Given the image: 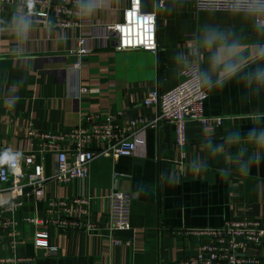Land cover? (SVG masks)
Masks as SVG:
<instances>
[{
    "label": "crops",
    "instance_id": "obj_1",
    "mask_svg": "<svg viewBox=\"0 0 264 264\" xmlns=\"http://www.w3.org/2000/svg\"><path fill=\"white\" fill-rule=\"evenodd\" d=\"M127 3L112 0L110 7L96 11L93 18L102 23L120 21ZM140 4L143 13L157 15L158 50L154 54L114 52L94 43L89 55L80 57L71 52L78 30L46 32L33 25L23 43L9 31L0 33V149L41 152L48 179L41 199H24L11 215L23 243L14 250L7 242L1 243L0 257L14 252L30 258V264H172L195 255L208 242L205 237L181 236L178 231L217 228L227 222H264V160L243 175L237 170L239 149L226 143L236 131L264 128V95L242 99L243 89L235 83L207 92L204 115L221 117L222 122L207 126L188 122L183 147L175 143L168 123L145 124L154 118L155 109L143 105L152 90L163 92L176 84L181 68L174 57L201 27L235 31L249 42L264 41V37L256 35L240 17L196 11L194 0H140ZM13 10L9 5L0 7V19L10 21ZM80 87L89 93L77 97ZM11 95L20 97L13 108L2 100ZM97 113L112 115L120 126L128 120L138 122L137 154L95 158L86 181L67 185L52 181L53 157L40 135L69 132L85 125L87 115ZM123 132L129 137L133 131ZM221 146L223 150L218 151ZM252 151L249 147L244 158ZM197 168L201 172L196 173ZM221 169L229 174H222ZM113 191L130 196V228L113 233L129 240L130 246L111 247L108 241L109 200L102 195ZM74 195L93 198L87 220L96 225V232L48 227L46 242H35L33 226L25 219L44 218L49 200ZM40 245L54 246L56 252L48 254L37 247Z\"/></svg>",
    "mask_w": 264,
    "mask_h": 264
},
{
    "label": "built area",
    "instance_id": "obj_2",
    "mask_svg": "<svg viewBox=\"0 0 264 264\" xmlns=\"http://www.w3.org/2000/svg\"><path fill=\"white\" fill-rule=\"evenodd\" d=\"M12 4L19 0H11ZM81 0H38L33 17V25L46 32L56 29L62 33L78 30L75 47L72 53L83 57L92 51V44L97 48L111 49L114 52L143 51L156 53L157 15L143 13L140 0H128L123 9L120 21L102 23L93 18L81 19L77 15V5ZM0 5H9V0H0ZM198 12H220L210 9V0H194ZM216 7H222L217 4ZM107 8V7H106ZM105 9V8H104ZM150 19V24H146ZM191 72L180 70L176 84L169 90L160 92L152 90L143 100V105L154 108V118L148 121L149 126L162 122L173 127L175 143L179 147L186 144L185 126L188 122H196L203 126L220 125L221 117H207L203 112L204 95H193L191 90ZM89 93L80 87L77 97ZM85 125H79L69 132L51 135H40L53 157L54 167L51 180L60 185L73 181H86L90 163L97 157L119 159L137 154L140 143L136 136L138 131L136 120H128L123 126L118 125L110 114H89L85 117ZM124 130H132L129 137L123 135ZM94 144L101 148H94ZM20 171L15 175L5 169L6 178L0 177V244L8 243L11 250L23 241L19 240L17 222L11 216L22 207L24 199L39 200L43 197L47 178L41 162L42 153L24 152ZM120 176V175H116ZM109 200L108 241L111 247L130 246L129 240H123L113 233H120L130 228V196L113 191L103 196ZM100 198V197H99ZM93 198L74 195L69 198L51 199L47 202L46 217H30L25 219L34 229L35 242L45 243L46 229L52 227L56 231L79 230L86 234L96 232L97 227L87 220L92 211ZM9 214L8 216H4ZM72 217L74 220H66ZM84 218L85 221L76 219ZM113 234V235H112ZM181 236L193 235L205 237L208 242L198 248L193 256L183 257L172 264H260L257 256H238L247 249L264 250V222L238 221L227 222L217 228H192L178 231ZM48 254H54V246L40 245ZM31 259L16 256L14 252L0 257V264H30Z\"/></svg>",
    "mask_w": 264,
    "mask_h": 264
},
{
    "label": "clouds",
    "instance_id": "obj_3",
    "mask_svg": "<svg viewBox=\"0 0 264 264\" xmlns=\"http://www.w3.org/2000/svg\"><path fill=\"white\" fill-rule=\"evenodd\" d=\"M38 0H19L13 7L11 19L7 23L0 19V33L9 31L20 43L26 41L33 28V17ZM112 0H81L77 5V15L81 19L90 18L96 11L110 7ZM219 4L222 7H216ZM212 11H226L248 23L252 31L264 37V0H210ZM2 7V5H0ZM206 58V61H205ZM206 62V67H201ZM174 63L191 72L193 95H204L213 90H223L235 83L243 89L242 99L264 95V41H246L235 31L205 25L186 42L185 49L174 57ZM3 103L13 108L20 100L19 95L5 97ZM226 143L239 151L237 170L247 175L253 165L264 160V128L252 126L246 132L232 133ZM254 151L244 153L248 148ZM223 150V146L217 149ZM24 154L11 147L0 149V177L6 178L5 169L12 174L20 171ZM196 173L201 172L197 168ZM220 172L228 175L227 169ZM175 179V178H174Z\"/></svg>",
    "mask_w": 264,
    "mask_h": 264
},
{
    "label": "water",
    "instance_id": "obj_4",
    "mask_svg": "<svg viewBox=\"0 0 264 264\" xmlns=\"http://www.w3.org/2000/svg\"><path fill=\"white\" fill-rule=\"evenodd\" d=\"M238 256H257L259 258L264 257V250L247 249L244 254H237Z\"/></svg>",
    "mask_w": 264,
    "mask_h": 264
},
{
    "label": "snow or ice",
    "instance_id": "obj_5",
    "mask_svg": "<svg viewBox=\"0 0 264 264\" xmlns=\"http://www.w3.org/2000/svg\"><path fill=\"white\" fill-rule=\"evenodd\" d=\"M150 22H151L150 19H146L145 21L146 24H150Z\"/></svg>",
    "mask_w": 264,
    "mask_h": 264
}]
</instances>
